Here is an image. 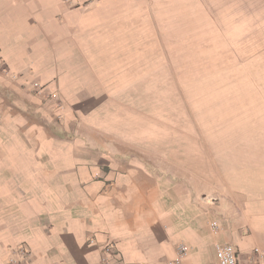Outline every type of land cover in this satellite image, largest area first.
I'll use <instances>...</instances> for the list:
<instances>
[{
    "label": "crops",
    "instance_id": "0c3cea01",
    "mask_svg": "<svg viewBox=\"0 0 264 264\" xmlns=\"http://www.w3.org/2000/svg\"><path fill=\"white\" fill-rule=\"evenodd\" d=\"M1 65L0 264L264 250V0H0Z\"/></svg>",
    "mask_w": 264,
    "mask_h": 264
},
{
    "label": "built area",
    "instance_id": "2783aa9c",
    "mask_svg": "<svg viewBox=\"0 0 264 264\" xmlns=\"http://www.w3.org/2000/svg\"><path fill=\"white\" fill-rule=\"evenodd\" d=\"M213 230L218 231V226L213 225ZM87 243L90 245L96 244V239L89 237ZM114 244L107 242L102 245L103 253L109 254L112 252ZM177 253L179 259L174 261H167L163 264H183L181 259L186 257L190 250L184 245L180 244L177 246ZM252 258L249 261V264H264V250L261 248H255L252 251ZM32 257L31 251L26 246H20L12 252L11 258L8 260L9 264H26ZM217 262L213 264H238L239 251L231 243H220L217 245ZM101 264H111L108 259H102ZM147 264V263H144Z\"/></svg>",
    "mask_w": 264,
    "mask_h": 264
},
{
    "label": "rangeland",
    "instance_id": "374dc122",
    "mask_svg": "<svg viewBox=\"0 0 264 264\" xmlns=\"http://www.w3.org/2000/svg\"><path fill=\"white\" fill-rule=\"evenodd\" d=\"M2 66L3 65L0 66V75H3L4 77H7L6 71H5L4 67H2ZM37 89H39V88L37 87L36 88V91H37ZM50 95H49L50 100L51 99H55V98L52 97V95L51 96ZM51 101H53V100H51ZM49 102H47V103H49ZM54 102H55L54 103L55 105L53 103H50L52 105V107L54 105L55 108L59 109L58 107H59L60 102H58V101H54ZM33 105H35V104H33ZM38 106H41V105L36 104V107H38ZM8 107L6 106V102L5 101L2 103V106H0V108L4 111V113L10 112L11 114L12 113L14 114L15 112L18 113V111H19V113H20L22 111L17 106H16V109L18 111H15V112H13L14 109L12 107H11L12 109H10V106H8ZM48 109H50V108H48ZM36 114L38 115L37 112H36ZM37 115H35V116L32 117L31 122L32 123L35 122V123H39V124L44 123V125L48 127L47 129L50 132L51 131L53 132V128L55 130H58V127H56V125H58L57 122L62 123V122H60L62 120V117L60 115H55L54 111L53 110L51 111V109H50V112L48 114L43 115V117L37 116ZM33 119L35 121H33ZM7 120H8L7 118H4V119L3 118H0V140L7 139L8 141H11L13 139V137H12L13 136V131L10 129L9 126H7L8 125L7 124ZM53 133H55V132H53ZM5 136H6V138H5Z\"/></svg>",
    "mask_w": 264,
    "mask_h": 264
}]
</instances>
